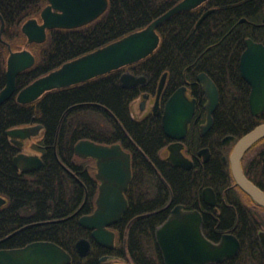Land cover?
<instances>
[{
  "label": "trees",
  "instance_id": "16d2710c",
  "mask_svg": "<svg viewBox=\"0 0 264 264\" xmlns=\"http://www.w3.org/2000/svg\"><path fill=\"white\" fill-rule=\"evenodd\" d=\"M178 1L108 0L105 12L93 21L76 28L50 29L44 42L27 45L36 61L17 75L16 92L0 105V195L6 198L0 206V249L52 241L69 253L70 264H98L103 254L132 264H163L155 228L168 217L173 205L195 207L201 189L211 186L217 192L218 211L211 217L208 211L203 212L205 236L218 241L235 225V233L243 232L238 236L241 248L237 255L219 264H263L256 235L241 227L250 223L239 211L237 200L225 195L231 182L228 162H222L217 154L190 170L173 166L161 156L169 139L160 118L141 115L138 102L143 92L155 94L165 71L164 99L205 72L220 89L213 125L216 151H220L224 135L231 133L239 138L263 122L264 113L254 116L249 110L248 86L238 74L237 61L250 31L248 24L261 21L264 0H207L196 8L175 13L158 26L159 45L144 59L47 91L30 103L16 100V93L34 79L147 26ZM45 5L46 0H0V15L5 22L0 39V90L6 84L7 45L12 49L25 45L21 24L38 17ZM209 8L214 11L197 24ZM242 18L245 21H240ZM124 71L147 73L150 78L144 85L124 88L120 85ZM32 124L43 125L42 133L31 144L41 154L43 164L22 172L13 164L18 148L6 131ZM82 139L108 145L120 143L131 155L132 176L125 191L128 207L117 224L118 236L110 250L98 246L90 230L78 224L80 215L94 210L98 191L95 160L74 153L75 143ZM204 144L205 138L194 140L190 152L196 156ZM235 212L239 213L238 221ZM80 238L91 243L85 257L75 250Z\"/></svg>",
  "mask_w": 264,
  "mask_h": 264
},
{
  "label": "water",
  "instance_id": "95a60500",
  "mask_svg": "<svg viewBox=\"0 0 264 264\" xmlns=\"http://www.w3.org/2000/svg\"><path fill=\"white\" fill-rule=\"evenodd\" d=\"M207 0H180L166 12L155 18L147 26L128 33L102 47L62 63L59 67L34 79L16 93L19 103H30L45 92L68 87L106 74L110 71L133 64L153 53L159 45L160 36L157 27L165 20L181 11L196 8ZM108 7V0H46V5L38 17H32L21 24V32L26 38L25 45L12 49L8 44L5 77L6 84L0 90V105L16 92L17 75L34 65L36 57L27 48L28 44L41 43L47 38V32L53 28H76L85 25L100 16ZM213 9L203 13L199 24ZM0 39L4 28V19L0 15ZM241 20H244L241 19ZM240 72L250 87L249 107L253 115L264 111V45L246 39V48L240 56ZM167 73H163L157 88L153 109L159 107V97L163 90ZM207 99V123L204 130L212 124L219 93L213 80L206 74L198 75ZM145 81L144 76L124 72L120 76V85L130 88ZM184 86L178 88L167 99L162 114L164 133L176 141L168 145V160L174 165L190 169L192 161L181 151L180 140L184 138L188 123L194 112V99H189ZM148 97L147 94L144 98ZM141 101V107L145 104ZM42 124L27 125L8 129L6 135L17 147L23 146V140L39 134ZM264 137V122L254 126L241 136L233 146L229 156L230 169L236 184L249 193L253 200L264 207V192L243 173L241 158L245 151L260 138ZM233 136H226L228 141ZM223 141V142H224ZM206 151V149H204ZM74 153L78 157L93 158L96 161L95 177L100 181L92 213L79 216L78 224L91 231L93 241L102 247L112 248L115 233L109 227L117 223L128 207L124 191L131 180V157L120 143L101 144L89 139L75 143ZM13 164L23 171L42 166L43 161L36 153L20 152ZM203 199L214 203L212 188L203 190ZM6 199L0 195V206ZM78 209L74 214L78 213ZM155 238L161 251L164 264H209L218 263L234 257L240 249L239 239L230 233L221 236L218 242L209 240L202 230V217L197 210H186L181 205L172 208L168 218L155 229ZM264 248V232L260 233ZM76 253L85 257L91 250L90 241L80 238L75 243ZM71 256L61 246L52 241H33L25 246L0 249V264H68ZM102 264H132L115 261L109 255L100 259Z\"/></svg>",
  "mask_w": 264,
  "mask_h": 264
},
{
  "label": "flooded vegetation",
  "instance_id": "af4514ba",
  "mask_svg": "<svg viewBox=\"0 0 264 264\" xmlns=\"http://www.w3.org/2000/svg\"><path fill=\"white\" fill-rule=\"evenodd\" d=\"M204 3V2H203ZM202 3V4H203ZM201 5V4H200ZM199 5V6H200ZM198 7V6H197ZM209 9H213L210 13H212L214 11V8H209ZM207 9V10H209ZM262 9V17H261V21L259 22H251L250 24H248L249 26V33L248 35H246L244 37V49L246 48V39H251L253 40L254 42L256 43H261L264 45V5L263 7L261 8ZM207 10H205L204 12H206ZM203 12V13H204ZM209 13V14H210ZM208 14V15H209ZM203 15V14H202ZM201 15V16H202ZM207 15V16H208ZM206 16V17H207ZM205 18V17H204ZM203 18V19H204ZM200 19V18H199ZM198 19V20H199ZM202 19V20H203ZM243 19V18H242ZM240 21H245V18L244 20H241ZM198 22V21H197ZM243 49V51H244ZM242 51V52H243ZM241 52V54H242ZM240 54V56H241ZM240 56L238 58V61H237V69H238V74L240 75L241 79L246 83V85L248 86V98H249V93H250V90H251V87L249 85V83L243 79L242 75H241V72H240V67H239V63H240ZM124 72H130V71H124ZM122 72V74L124 73ZM131 73V72H130ZM164 73H167L166 71ZM200 73H205V72H200ZM198 73L197 76H196V81L195 82H186L185 84L179 86L178 88L184 86L186 88L185 92L188 96L189 99H194L195 102H194V112H193V115H192V118L190 120V122L188 123V127H187V132L184 136V138H182L180 140L181 144H182V147H181V151L182 153L192 161V166L190 169L194 168L195 164H198L199 161L202 163V164H206L208 161H210V159H212V157L214 156H217V154L220 156V159L222 160V162L224 163H227L228 162V165H229V168H230V162H229V156H230V153L233 149V146L234 144L236 143V141L240 138H237V136L235 134H231V133H228L226 135H224L221 139H220V151H216L215 148H214V139H213V134L215 132L214 128H213V125H214V112L212 113V124L210 125L209 128L205 129L203 128V126L207 123V111L205 109V104L207 102V99L204 95V90H203V86H202V83L199 82L198 80V75L200 74ZM121 74V75H122ZM133 74V73H132ZM120 75V76H121ZM134 75H137V74H134ZM163 75V74H162ZM161 75V77H162ZM208 75V74H207ZM137 76H144L145 77V81L142 83V84H139V85H144L148 79L150 78L149 75L147 73H142V74H138ZM209 76V75H208ZM160 77V79H161ZM210 77V76H209ZM213 82L215 83L217 89H218V93H219V100H218V105L220 103V89L218 87V85L216 84V82L214 81V79L212 77H210ZM159 79V81H160ZM166 80H167V74H166V78H165V83L164 85L166 84ZM159 81H158V84H159ZM139 85H136V86H139ZM135 87V86H133ZM193 87L195 88L196 92L194 91ZM131 88V87H130ZM157 88H158V85H157ZM164 88V87H163ZM178 88H176L173 92H175ZM173 92L166 98L164 99L163 96H162V93H163V90L160 94V97H159V107L154 110L153 109V104H154V100H155V96H156V93H157V89H156V92L154 95H152L151 93L149 92H143L140 96V99H139V102H138V108H139V113L143 116H146L148 114H152L153 116H157L160 118V121H161V127H162V130H163V126H162V114L164 112V106H165V103L167 101V99L173 94ZM147 94L148 97L144 98V95ZM248 98H247V101H248ZM145 99V104L143 107H141V101ZM217 105V107H218ZM248 105H249V102H248ZM216 107V108H217ZM249 110H250V107H249ZM251 112V111H250ZM143 113V114H142ZM264 113V111L261 113V114H258V115H262ZM253 115V114H252ZM258 115H254V116H258ZM264 122V121H263ZM262 123V122H261ZM35 125V124H34ZM27 126V125H26ZM43 130V128H42ZM42 130L39 132V134H37L36 136H33L31 138H27L25 140H23V146L21 148L17 147L18 148V153L20 152H25V153H29L31 154V152H27L26 151V146L28 143L32 144V143H35L36 142V138L42 133ZM164 132V130H163ZM165 134V133H164ZM166 135V134H165ZM8 136V135H7ZM226 136H233V138H231L230 140L228 141H224V138ZM243 136V135H242ZM9 137V136H8ZM166 137L169 139V141L167 142V144L162 148L161 150V156L163 158H165L166 161L170 162V160H168V155H169V150H168V145L175 142L176 140L175 139H171L169 138L167 135ZM10 138V137H9ZM200 138H205V142L206 144L204 145H201L198 149H197V152H196V156L194 154H192L190 152V144L193 143L194 140H200ZM224 141V142H223ZM206 149V151L204 150ZM126 151V150H125ZM128 152V151H127ZM32 153H36L38 154L40 157H41V154H39L38 152H32ZM129 153V152H128ZM15 154V155H16ZM130 154V153H129ZM14 155V156H15ZM13 156V157H14ZM131 157V155H130ZM87 158H90V157H87ZM13 159V158H12ZM42 159V158H41ZM93 159V158H92ZM95 160V159H94ZM171 163V162H170ZM172 164V163H171ZM173 165V164H172ZM15 166V165H14ZM95 166H96V161H95ZM94 166V168H95ZM174 166V165H173ZM16 167V166H15ZM176 167H179V166H176ZM241 167H242V171L244 173V175L250 180L252 181L258 188H260L263 192H264V137L260 138L258 141H256L254 144H252L246 151L245 153L243 154L242 158H241ZM17 168V167H16ZM40 168V167H39ZM183 168V167H181ZM19 169V168H18ZM38 169V168H36ZM185 170H190V169H186V168H183ZM20 170V169H19ZM32 170H35V169H32ZM32 170H28V171H23V170H20L22 172H30ZM132 173V172H131ZM230 173H231V182L230 184L226 187V190H225V195H227V199L229 198H234L237 200L238 202V206H239V211L241 213H243V215L246 216L247 218V222L250 223L249 224H244L241 225L242 228H246V230L250 232V234H254L256 235L257 237V240H258V245L260 246L262 252H263V255H264V248L261 244V241H260V233L261 232H264V207L261 206L260 204L256 203L252 196L247 193L245 190H243L242 188H240L234 178H233V175H232V172H231V169H230ZM94 174H95V169H94ZM132 176V174H131ZM97 179V178H96ZM98 180V179H97ZM130 183V182H129ZM99 185H100V181L98 180V186H97V189H99ZM129 185V184H128ZM206 187H209V188H212L213 192H214V203L211 205L209 204L206 200L203 199V190L206 188ZM126 191V190H125ZM125 191H124V195H125ZM97 194H98V191H97ZM97 194L95 196V200H96V197H97ZM5 198V197H4ZM125 198H126V195H125ZM6 199V198H5ZM127 199V198H126ZM128 202V200H127ZM6 203V202H5ZM4 203V204H5ZM3 204V205H4ZM176 205H181L183 207V209H186V210H197L200 214H201V217H202V221H203V212H206L208 211L210 217L213 215L211 213H217L218 211V208H217V192L216 190L211 187V186H205L201 189V192H200V202L198 205H195V207H192V208H187L186 206H184L183 204H175L173 205L170 210H169V215L171 213V210L174 206ZM209 207H212V209H210ZM95 209V208H94ZM126 211V210H125ZM93 212V211H92ZM90 212V213H92ZM125 213V212H124ZM123 213V215H124ZM89 214V213H87ZM84 215V214H82ZM122 215V216H123ZM168 215V216H169ZM81 216V215H80ZM122 218V217H121ZM168 218V217H167ZM166 218V219H167ZM165 219V220H166ZM121 220V219H120ZM119 220V221H120ZM164 220V221H165ZM235 220H239V213L238 212H235ZM246 220V219H244ZM118 221V222H119ZM117 223L115 224H112L109 228L111 230L114 231L115 233V240H114V245L116 243V239H117V236H118V229L116 228L117 227ZM163 223V222H162ZM161 223V224H162ZM159 226V225H158ZM157 226V227H158ZM238 225H235V227L233 228H230L229 231L227 232H224L223 234L225 233H230V234H233L234 236H236L238 238L239 235H241L242 233L239 232V233H235L234 230L235 228H237ZM156 229V228H155ZM245 231V230H243ZM204 233V232H203ZM222 234V235H223ZM90 235H91V231H90ZM154 235H155V230H154ZM221 235V236H222ZM239 239V238H238ZM156 240V238H155ZM210 240V239H209ZM220 240V239H219ZM218 240V241H219ZM213 241V240H211ZM218 241H213V242H218ZM240 241V240H239ZM157 243V242H156ZM91 244V243H90ZM99 246V245H98ZM158 246V244H157ZM102 247V246H100ZM104 249H108L110 250L111 248H105V247H102ZM240 248H241V242H240ZM9 249V248H8ZM12 249V248H10ZM159 249V247H158ZM240 250V249H239ZM160 251V249H159ZM239 252V251H238ZM90 253V252H89ZM161 253V251H160ZM106 255H109L110 257H112L110 254H103V255H100L98 257V264H102L100 262V259L103 257V256H106ZM237 255V254H236ZM114 257V256H113ZM162 257V255H161ZM116 259V258H115ZM115 261H119V260H115ZM163 261V260H162ZM222 262V261H221ZM221 262H218V263H209V264H219ZM262 263L264 264V257H263V261ZM70 264V262L68 263ZM164 264V263H163Z\"/></svg>",
  "mask_w": 264,
  "mask_h": 264
},
{
  "label": "rangeland",
  "instance_id": "374dc122",
  "mask_svg": "<svg viewBox=\"0 0 264 264\" xmlns=\"http://www.w3.org/2000/svg\"><path fill=\"white\" fill-rule=\"evenodd\" d=\"M26 151H27V152H31V153H32V152H35V150L31 148V144H30V143L27 144V146H26Z\"/></svg>",
  "mask_w": 264,
  "mask_h": 264
}]
</instances>
